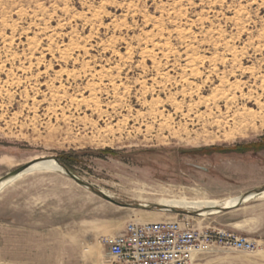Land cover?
<instances>
[{"label":"rangeland","instance_id":"374dc122","mask_svg":"<svg viewBox=\"0 0 264 264\" xmlns=\"http://www.w3.org/2000/svg\"><path fill=\"white\" fill-rule=\"evenodd\" d=\"M251 110L256 121L230 122ZM261 137L264 0H0V180L76 151L81 181L134 206L53 167L24 171L0 191V264H111L105 237L181 218L256 243L193 264H264V191L212 214L159 204L263 190L264 151L200 153ZM37 213L47 235L25 253Z\"/></svg>","mask_w":264,"mask_h":264},{"label":"built area","instance_id":"2783aa9c","mask_svg":"<svg viewBox=\"0 0 264 264\" xmlns=\"http://www.w3.org/2000/svg\"><path fill=\"white\" fill-rule=\"evenodd\" d=\"M101 244L111 264H193L204 248L223 246L251 252L256 243L245 236L226 231L197 229L190 220L157 223H129L114 237H105Z\"/></svg>","mask_w":264,"mask_h":264},{"label":"bare ground","instance_id":"6f19581e","mask_svg":"<svg viewBox=\"0 0 264 264\" xmlns=\"http://www.w3.org/2000/svg\"><path fill=\"white\" fill-rule=\"evenodd\" d=\"M259 117H260V115L256 114L252 110L251 111H244L242 113L233 114L230 117V122H232L235 126L236 125L237 126H243V125L249 124L250 122L256 121ZM227 118H229V116H227ZM227 123H229V122H227ZM47 167H53L54 170H57L61 173H65V171L61 167H59V165L53 160L36 163V164L32 165L31 167H29L27 170H25L24 173L26 174V173L36 171V170H41V169H44ZM17 177L9 179V180L4 181V182H0V191L5 187V185L10 183L11 181L16 179ZM263 195H264V193H263ZM255 196L256 195H254V193L250 194L249 196L246 197L245 201H247L249 198H253ZM240 200H241V197H237V198H234L232 200L229 199V201L227 200V202H225L222 207L227 208V209H233L239 205ZM159 204L162 207H169V208H175V209L195 208L198 211H203V212L208 213V214L218 213L217 209H219L221 207V204L219 202H217L216 200L215 201L214 200L213 201H186L185 200V201H173V202L167 201V200H161V201H159Z\"/></svg>","mask_w":264,"mask_h":264},{"label":"trees","instance_id":"16d2710c","mask_svg":"<svg viewBox=\"0 0 264 264\" xmlns=\"http://www.w3.org/2000/svg\"><path fill=\"white\" fill-rule=\"evenodd\" d=\"M200 153L204 154H227V153H237V154H246L249 152H260L264 151V137L253 141V142H243L240 144H235L231 146H213L210 148L202 149ZM199 153V152H198ZM101 155L110 154L112 156H117L118 153L112 150H104L100 152ZM85 153L71 151L68 153H63L55 159L67 170L75 172V168L82 164L81 158Z\"/></svg>","mask_w":264,"mask_h":264},{"label":"water","instance_id":"95a60500","mask_svg":"<svg viewBox=\"0 0 264 264\" xmlns=\"http://www.w3.org/2000/svg\"><path fill=\"white\" fill-rule=\"evenodd\" d=\"M49 160L55 161L59 165V167H61L65 171V173H67L70 177H72L74 180H76L79 184H81V185H83L85 187L90 188L91 191H93L94 193L102 196L104 199H106V200H108V201H110V202H112V203H114L116 205H119V206H123V207H134L131 204H123L121 202H118V201L114 200L113 198H111L110 196L106 195L103 192L96 191V189L94 187H92L91 185L85 183L84 181H81L73 172H71V171L67 170L66 168H64L56 159H46V158H44L42 160H37L35 163H32L31 165L23 166V167L15 170V171L9 173L5 177L1 178L0 182H4V181H7L9 179H12V178L17 177L19 174H21L22 172H24L25 170H27L29 167H31L32 165H34L36 163L45 162V161H49ZM263 191H264V189L263 190H260V191H258L256 193H254V195H258V194L262 193ZM250 194H253V193H250ZM250 194H247V195L241 197V200L239 202V205L243 204L244 201H245V199H246V197L249 196ZM237 207H235V208H237ZM135 208L148 209L149 206L148 205L138 204ZM156 208H157V206H154L153 208H150V209H156ZM235 208H233V209H235ZM160 209L161 210H165V211H173V212L176 211L175 208H169V207H162ZM226 210H232V209H227V208H224V207H220L219 209H217L218 212L226 211Z\"/></svg>","mask_w":264,"mask_h":264},{"label":"crops","instance_id":"0c3cea01","mask_svg":"<svg viewBox=\"0 0 264 264\" xmlns=\"http://www.w3.org/2000/svg\"><path fill=\"white\" fill-rule=\"evenodd\" d=\"M43 198L44 195H42V197L38 195L36 199H33L34 201L37 200V202H35L34 205L40 208V206L43 205V201H44ZM46 233L47 231H46L45 220L40 219L39 213H37V218L34 217L28 220L25 219V239L27 240L25 241V253H29L30 251L38 252L39 250H37V247H39V245H37L34 239H44L47 235ZM90 258L93 259L94 257L90 255ZM108 258L110 259L109 256ZM87 264H102V263H100L99 261L94 262L93 259V261L91 260Z\"/></svg>","mask_w":264,"mask_h":264}]
</instances>
